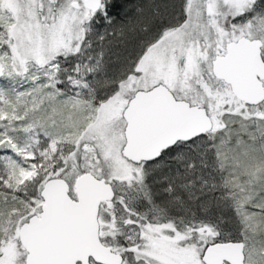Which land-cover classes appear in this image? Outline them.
<instances>
[{
	"label": "snow or ice",
	"instance_id": "obj_1",
	"mask_svg": "<svg viewBox=\"0 0 264 264\" xmlns=\"http://www.w3.org/2000/svg\"><path fill=\"white\" fill-rule=\"evenodd\" d=\"M0 264H264V0H0Z\"/></svg>",
	"mask_w": 264,
	"mask_h": 264
},
{
	"label": "rangeland",
	"instance_id": "obj_2",
	"mask_svg": "<svg viewBox=\"0 0 264 264\" xmlns=\"http://www.w3.org/2000/svg\"><path fill=\"white\" fill-rule=\"evenodd\" d=\"M150 2L151 0H128L130 14H131V10L134 9L135 6L137 5L147 6ZM157 2H160V0H157ZM129 40L131 41V37H129ZM128 46H131V44L129 43ZM115 50H121V49H115Z\"/></svg>",
	"mask_w": 264,
	"mask_h": 264
}]
</instances>
